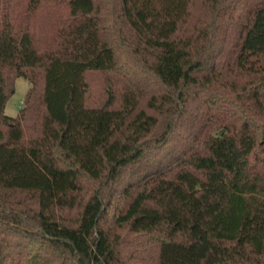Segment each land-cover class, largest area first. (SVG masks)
<instances>
[{
    "label": "trees",
    "instance_id": "16d2710c",
    "mask_svg": "<svg viewBox=\"0 0 264 264\" xmlns=\"http://www.w3.org/2000/svg\"><path fill=\"white\" fill-rule=\"evenodd\" d=\"M0 264H264V0H0Z\"/></svg>",
    "mask_w": 264,
    "mask_h": 264
},
{
    "label": "rangeland",
    "instance_id": "374dc122",
    "mask_svg": "<svg viewBox=\"0 0 264 264\" xmlns=\"http://www.w3.org/2000/svg\"><path fill=\"white\" fill-rule=\"evenodd\" d=\"M30 87V82L23 77L15 79L14 92L10 95L4 108V113L9 117H15L18 114L21 102Z\"/></svg>",
    "mask_w": 264,
    "mask_h": 264
}]
</instances>
